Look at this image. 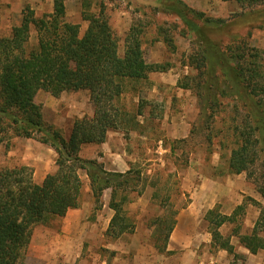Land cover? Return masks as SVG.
I'll use <instances>...</instances> for the list:
<instances>
[{
	"label": "rangeland",
	"instance_id": "rangeland-1",
	"mask_svg": "<svg viewBox=\"0 0 264 264\" xmlns=\"http://www.w3.org/2000/svg\"><path fill=\"white\" fill-rule=\"evenodd\" d=\"M84 1L92 14L104 8L118 37L121 57L127 35L137 34L144 59L152 69L147 80L128 86L122 98L126 111L134 116V130L112 131L117 133L111 143L113 152L120 153L121 159L110 158L109 163L118 166L117 170L127 168V164L132 171L126 192L120 191L117 197L132 232L120 239L107 235L108 220L114 212L108 207L104 209V196L99 208L96 206L89 178L81 171V206L70 217L79 227L66 230L65 218L37 226L27 262L121 264L125 261L137 264L138 259L139 264H160L164 258L155 257V245L164 242L179 210L187 206L190 195L187 189H192L202 178L223 183L238 178L228 171L232 152L243 141L242 134L249 131L247 121L251 125L264 122V108L258 105L260 97L255 99L235 80L231 59L234 53L244 56L246 67L257 64L264 71V4L241 9L236 2L223 0H188L190 2L182 4V0ZM82 4L83 0L65 2V21L78 25L80 36L90 25L82 18ZM26 7L34 11L37 19H43L53 14L54 0H0V39L10 37L12 30L21 25ZM191 11L203 13L204 19ZM206 18L212 19L214 24L206 23ZM218 20L224 23L215 22ZM38 43V29L33 26L30 49H36ZM65 96L61 104H57L60 97L53 95L54 99L45 103L50 109L59 105L60 114H63L62 128L68 130V119L85 118L72 115L71 111L76 102L84 105L88 94L81 91ZM86 108L85 105L84 112ZM47 117L53 120L54 112L48 111ZM51 127L63 137L68 134L64 129ZM7 136L9 150L5 145L0 150V169L25 166L22 157L8 155L12 145L20 154L25 147L14 143L12 134ZM51 155L57 170V154ZM263 161L264 153L257 162L259 173H264ZM29 169L33 172L31 167ZM241 175L252 192L243 194L240 206L244 208L235 221L226 222L219 231L231 239L236 253L246 256L245 262L237 264H264L263 251L255 257L245 255L239 242L238 235L250 234L259 218L260 209L251 200H259L264 206V199L254 184L245 173ZM104 195L107 199L108 192ZM227 206L223 202L207 217L216 222L223 215L221 208L223 212L224 207L228 211L234 208V205ZM233 261V257L227 255L221 264H233Z\"/></svg>",
	"mask_w": 264,
	"mask_h": 264
},
{
	"label": "trees",
	"instance_id": "trees-1",
	"mask_svg": "<svg viewBox=\"0 0 264 264\" xmlns=\"http://www.w3.org/2000/svg\"><path fill=\"white\" fill-rule=\"evenodd\" d=\"M223 1L236 2L241 9L264 4V0ZM65 2L54 0L53 14L43 19H37L34 11L26 7L21 25L12 30L10 37L0 39V143L6 142L7 135L12 134L35 139L57 154V170L40 184L34 181L29 167L0 169V264H29L27 254L34 229L64 219L69 211L80 208L81 171L89 178L98 208L104 192L112 190L110 207L115 215L107 235L118 239L132 232L122 205L117 201L120 191L126 192L132 171L126 174L107 172L102 163L85 160L80 152L83 146L105 143L111 131L134 130V116L126 111L122 98L128 86L147 80L152 69L144 59L139 36L133 32L126 37L124 56L119 55V40L104 8L92 14L83 0L82 18L90 25L80 36V27L65 21ZM195 14L204 19L203 13ZM205 21L214 24L212 19ZM215 22L224 23L223 20ZM33 26L39 33L36 49H30L29 45ZM243 58L235 53L231 56L234 78L255 99L260 97L258 105L264 108V71L257 64L246 67ZM40 91L54 97L64 92L86 91L94 107V116L75 120L67 141L44 122L42 106L35 101ZM246 128L249 131L242 134L243 141L232 152L228 171L233 175L245 173L264 199V173L258 172L257 165L264 153V122L251 125L247 121ZM261 167L264 169V161ZM122 200L126 202L127 199L123 197ZM251 201L260 209L259 218L250 234L238 237L250 254L257 255L264 251V206ZM243 208L239 206L231 216L221 215L216 222L207 217L213 245L227 251L234 259L233 264L245 262L246 256L236 253L231 239L225 238L219 229L226 222H234ZM213 214L214 211L209 213ZM175 222L168 228L164 242L155 245L159 253H168L167 243Z\"/></svg>",
	"mask_w": 264,
	"mask_h": 264
},
{
	"label": "crops",
	"instance_id": "crops-1",
	"mask_svg": "<svg viewBox=\"0 0 264 264\" xmlns=\"http://www.w3.org/2000/svg\"><path fill=\"white\" fill-rule=\"evenodd\" d=\"M181 2L188 3L190 1L182 0ZM200 3L202 4V1H200ZM66 94L67 93L65 92L60 96L57 104H61L63 100H66ZM87 94L88 96H86V101H83L85 102L84 105L79 102H76V104H74L75 109H72V115L79 116L80 118L86 116H94V107L90 102L88 92ZM52 99H54V97H52L50 93L40 91L38 92L35 101L37 104L43 105L42 113L45 123H48L51 126H55L56 128L64 129L62 128L63 114H60L61 111L59 105L58 107H53L52 109H50L45 103V101L48 102ZM77 99H79V97H77ZM85 105L87 107L86 112L83 111ZM50 110L54 112L53 120H49L47 117V112ZM66 122H68V126H70V128L68 127V130L64 129L65 132L68 131V134H64V138L68 141L72 133L74 119L71 117ZM114 132H109L106 142L101 145L83 146L80 152V157L85 160L98 161L103 165L105 164L106 166L104 165V167L107 172L126 174L127 172L131 171L130 167L127 164V168L117 170L118 166L116 167L115 165H111V163H109V161L111 160L110 158L117 160H119V158L121 159V154L118 152H113V146L111 145V143L114 141V136L117 135V133ZM14 143L23 145L25 147V150L23 154H20L19 151L15 152V148H13L12 145L10 147L11 150L8 152V155L11 157H22V164L33 169V178L34 181H36L38 184L42 183L49 174H53L56 171L55 166H53V161L51 162V154H53V156L55 157L56 152L50 146L42 144L35 139H26L21 137H15ZM4 145L5 148L9 150V141L0 143V150L4 147ZM113 164L117 163L113 161ZM242 176L243 175H238L236 176L238 178L229 179L224 183L216 180L202 178L197 185L192 186V189H187V192H189L190 194L189 202L186 207L179 210L176 216L174 229L167 243L166 252H168L169 254L159 253L156 249L157 255H155V257L164 258V262L160 264H221V261L225 260V257L227 255L231 256L227 251L216 248L213 245V237L210 232V222L207 220V215L216 208H220L223 202L225 207L226 205H228L227 207H231L234 205V208L228 211L225 210L224 207V212L223 208H221L220 213L224 216L233 215L236 210L235 208H238L242 204L244 198L243 194H251L252 192L249 184L246 183L245 179ZM107 192L108 198L106 199V195L104 194H107ZM104 194V209L108 207L109 210H112L114 212V214L108 220V226H110L111 220L115 215L114 209L110 207L112 190L108 189L104 192ZM255 199L258 200V198L256 197ZM77 212L78 209L71 210L67 213L65 217L66 230H69L71 227H74L75 229L79 227V224L77 222H72L70 220V217L75 215ZM231 244L233 245L232 241ZM241 249L245 250V255L250 254L249 251L246 250L242 245ZM158 254H161V256ZM250 255L255 257L258 254ZM136 260L137 261H135V263L139 264V260ZM121 264L129 263L122 261Z\"/></svg>",
	"mask_w": 264,
	"mask_h": 264
}]
</instances>
